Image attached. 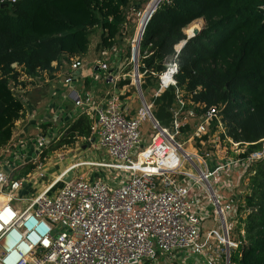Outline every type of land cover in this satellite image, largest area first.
<instances>
[{
    "label": "built area",
    "instance_id": "1",
    "mask_svg": "<svg viewBox=\"0 0 264 264\" xmlns=\"http://www.w3.org/2000/svg\"><path fill=\"white\" fill-rule=\"evenodd\" d=\"M21 1L0 0V6ZM140 46L138 62L132 58V75L107 61L98 60L90 67L95 86L104 83L114 88L105 101L97 102L94 91L86 90L81 82L78 73L86 67L81 58L71 60L61 82L74 111L58 115L57 125L88 116L92 121L88 141L107 159L82 165L117 174L115 183L87 179L78 175L80 167H71L76 176L70 182L62 183L67 170L45 191L31 197L23 209L19 203L26 200L17 193L29 186V180L16 179L14 173L28 164L43 166L39 161L48 148L47 139L53 144L60 136L49 129L35 141L19 138L1 152L6 158L0 168V264H158L160 256L162 264H174L176 258L177 264H198L193 259L222 264L224 247V263L230 264V249L238 245L230 240L229 223L240 216L241 198L232 174L242 171L244 177L254 163L264 160V142L262 150L247 159L212 160L210 165L199 161L197 154L188 152L160 125L153 115L154 105L139 92L147 74L140 70ZM181 49L177 47L176 52ZM178 70L175 57L162 74H153L160 83L156 98L175 88L178 107L171 110V127L179 132L195 120L199 122L195 137L200 138L219 119L221 110L211 107L197 115L194 108L202 106L185 101L177 90ZM39 79L28 81L37 83ZM127 79L142 102L132 117L125 114L121 101L130 86L119 89L121 80ZM145 122L151 123L154 133L150 144L140 150ZM187 162L197 173L191 167L193 174L184 172ZM211 217L218 219L220 228L204 236L203 223Z\"/></svg>",
    "mask_w": 264,
    "mask_h": 264
},
{
    "label": "trees",
    "instance_id": "2",
    "mask_svg": "<svg viewBox=\"0 0 264 264\" xmlns=\"http://www.w3.org/2000/svg\"><path fill=\"white\" fill-rule=\"evenodd\" d=\"M150 1L23 0L15 6H0V151L13 139L16 123L30 103L25 96H16L12 84L25 86L20 82L23 77L38 79L45 72L58 71L54 63L61 66L82 59L89 53L95 29L104 32L98 48L112 50L125 31L128 11L143 14ZM202 19L206 24L201 34L187 41L185 30ZM184 41L187 44L178 54L176 49ZM140 54L141 73L147 72L143 93L158 83L153 74H162L176 57L177 90L184 100L202 106L194 108L199 116L211 107L221 110L211 134L222 127V141L245 147L240 154L243 159L262 150L264 0H163L146 27ZM155 107V118L168 128L173 121L171 110L178 107L176 89L157 98ZM91 124L86 115L68 123L51 151L88 140ZM46 155L42 153L40 160ZM36 168L28 164L17 173L27 176ZM245 177L248 193L238 204V223L244 232L241 244L231 250L230 264H264V160L254 163Z\"/></svg>",
    "mask_w": 264,
    "mask_h": 264
},
{
    "label": "rangeland",
    "instance_id": "3",
    "mask_svg": "<svg viewBox=\"0 0 264 264\" xmlns=\"http://www.w3.org/2000/svg\"><path fill=\"white\" fill-rule=\"evenodd\" d=\"M148 6V4H147ZM147 8V7H146ZM142 12L136 11V10H129L128 11V17H127V23L125 27V31L122 32V34L118 37L116 44L114 45V48L112 50H106L101 48L100 50L98 47H100V44L102 42L103 34L104 32L101 29H95L92 32L91 36V45L89 53L85 56L84 60H92L93 58L91 56L99 55L98 60L100 61H107L112 65L113 67L123 70L125 73L133 74V64H132V53H135V56L138 54L137 50L134 49L137 48L136 42L139 40L140 34L142 30L137 31L139 21L141 19ZM202 28L204 29L205 24L200 21ZM134 50V52H133ZM96 52V53H95ZM135 62H138V56L134 57ZM95 62V61H94ZM97 62V61H96ZM93 63V62H92ZM70 63H66L63 66V70H59L63 73H60V77L64 76L67 68ZM60 68V67H59ZM52 79L56 80V77ZM59 78L57 79V81ZM63 80V79H62ZM62 80L60 82H62ZM56 81V82H57ZM123 82L122 85H129L131 88V94L134 93L135 96L139 95L138 90H134V87H132L131 79L127 80H121ZM55 82V83H56ZM21 83H23L25 86H17L12 84V89L15 92L16 96H19L22 98V96H25L26 99H29L27 95H31V97L34 100H37V89H39L41 86L44 85V83H36L29 82L27 79H21ZM158 86V87H157ZM65 90V88H64ZM160 90V83L154 82V85L149 86L147 90L144 91L145 100L151 104L154 105V111L156 109L155 102H156V93ZM33 91V93H32ZM162 96V95H161ZM30 97V98H31ZM159 98V97H158ZM32 99V100H33ZM137 107L142 106V102L137 97ZM38 101V100H37ZM26 103V101H25ZM27 104V103H26ZM28 105V104H27ZM27 114L24 115V119H27ZM28 119L25 121V123L20 127L15 128V140L19 139L18 133L22 134V131L27 127V135L25 136L27 139H32L35 141L39 135L37 134V129L33 128V126H29ZM199 122L192 120L190 122V125L188 128L190 129H182L179 132H176L174 128L171 127V125L166 128L170 135L174 136L178 142L183 144L184 148L191 153L197 154L199 161L206 160L209 165L211 164L212 160H225V159H237V157L240 156V154L244 153L245 147H240L238 144H234L231 141H222L221 134H222V127H219L217 131H215L213 134L212 132V125L210 126L208 133L204 136H201L200 138L195 137V133L197 131V126ZM68 125V124H67ZM55 127L58 129L59 133H65L66 125H48L43 126L44 130L47 128ZM19 130V131H18ZM142 133H143V142L141 144V149L144 150L151 141L152 135L154 133V130L152 129V125L150 122H145L142 127ZM16 142V141H15ZM48 148L43 151L44 154H47L45 159H42L39 161V163H42L43 166L37 168L31 172L29 175H25L23 173H17L16 171V179H26L29 180V186L24 187L20 192L17 193V197L20 199H25L23 203H19V206L21 208H26L27 204H29V200L31 197L36 196V193L45 191L53 182H55L66 170H68L71 167H74L75 165H80L77 173L78 175H81L87 179H103L108 183H115V177L117 174H110L111 172L105 171L96 167L91 166H83L82 164L87 163H97L101 162L103 160H106L107 157L104 153L95 150L89 142H87L85 139H79L72 147L69 148H63L56 152H52V148L55 146L56 143L50 144L49 139H47ZM11 148V147H10ZM7 148H4L3 150H6ZM6 156V154H4ZM2 157L0 153V168H3V165L1 162L5 160L6 157ZM56 166H55V165ZM58 164V165H57ZM83 166V167H81ZM193 168L188 162L185 163V173L188 171H192ZM61 168V170H59ZM189 169V170H188ZM65 170V171H64ZM193 171L195 173L196 170ZM244 171V170H243ZM10 173V172H8ZM12 173V172H11ZM246 173V172H245ZM244 173V174H245ZM242 171L239 173L237 171L235 174H232V179L238 184V189L236 191L239 196H244L248 193V179L245 177H242ZM15 178V177H14ZM37 190V191H36ZM241 192V194L239 193ZM230 197V196H229ZM218 220V219H217ZM229 222V221H228ZM161 259V256L159 257V261ZM162 262V260H161Z\"/></svg>",
    "mask_w": 264,
    "mask_h": 264
},
{
    "label": "crops",
    "instance_id": "4",
    "mask_svg": "<svg viewBox=\"0 0 264 264\" xmlns=\"http://www.w3.org/2000/svg\"><path fill=\"white\" fill-rule=\"evenodd\" d=\"M137 52H139V51L137 50ZM133 56L135 57V53ZM91 57L93 58V61L91 59L88 61H85L84 60L85 57L82 58V60L85 62L86 67H84L83 70L78 73V75L82 76L80 79L82 80L81 82H83V85L86 88V90H89V91L93 90L94 91L95 100L97 102L105 101V99L108 98V94L112 93L114 91V88L112 89L111 86L105 85L104 83L98 84L97 86H95L93 84V80L91 78L92 70L90 67L96 61H98L99 55H97V53H96L95 55H93ZM53 67L55 69L63 70L64 66L63 65L59 66L57 63H54ZM59 70L54 72L53 74L45 72L40 77V79L37 81V83H42V82L44 83L43 86H41L39 89H37L38 90L37 91L38 92L37 93V95H38L37 100L38 101L34 100L31 97V95H27L30 99V103L27 106V112L25 113V115L27 114L26 117L28 119V122H30L29 126L30 127L33 126V128L38 130L37 131L38 135L41 134L42 131H46V130L51 129L55 133L56 136H60V138H61L65 133L64 134L59 133L58 129L55 127H52V128L48 127L47 129L44 130L43 126L45 127V126L53 125V124L57 125L58 115H61L62 113L65 115L66 113H68L70 111H74V105H73L72 101L70 99H68V95H67V93H69L67 91L68 89L64 90V86L60 82L62 79H64V76H66L67 73L69 72V66H68L67 71H66L64 76L60 77L59 74L63 73V72H61ZM119 71L121 72V70H119ZM52 76H53V78L56 77V80L52 79ZM58 78H59V80L57 81ZM121 82H123V81H121ZM121 82L119 84V89L125 90L123 87H125L126 85L120 86V85H122ZM35 85H37V84H35ZM129 89H130L129 92L126 93L127 95L125 94V96H122L121 101H122V107L124 109L125 114L128 117H132L136 114V112L138 111V109L141 106L140 107L136 106L138 96H135L134 93L131 94V88L129 87ZM135 91H136V89H135ZM32 93H33V91H32ZM31 99H33V101H31ZM27 119L22 118L16 124V127L21 128V126L25 123V121ZM65 125H66L65 130H67L69 125H67V124H65ZM27 132H28V130L26 127L22 131V134L18 133L19 138L25 137L27 135ZM15 137L16 136L14 133L13 139L9 143L8 147L11 146L13 143H15ZM59 170H61V168H59ZM184 170H185V168H184ZM92 180H95V179H92ZM232 223H229L230 228H231L230 240L233 244H235L236 246L237 245L239 246L240 242H241L240 238H241L244 231H242L241 224L238 223V220H237V222L234 221ZM219 228H220L219 221L216 220L215 218L211 217L209 220L204 221L203 226H202V232L205 236L208 233L212 232L214 229H219ZM215 240H213L212 242H215ZM238 246H237V248H238ZM237 248L233 247L232 249H230V253H231V250H235ZM222 249H223V251H222L223 254H221L222 257L220 258V261L222 264H225L226 263L227 249H226V247H224ZM163 259L164 258L161 257L158 264L164 263ZM161 260H162V262H161ZM193 260L195 262H198V264H202L200 262V259H193ZM193 260H191L190 263H193L194 262ZM177 261H178V258H176L174 264H177ZM224 261H225V263H224Z\"/></svg>",
    "mask_w": 264,
    "mask_h": 264
},
{
    "label": "water",
    "instance_id": "5",
    "mask_svg": "<svg viewBox=\"0 0 264 264\" xmlns=\"http://www.w3.org/2000/svg\"><path fill=\"white\" fill-rule=\"evenodd\" d=\"M161 1H162V0H161ZM161 1L158 2V3L156 4L155 8H154L152 11H150V14L147 15L145 25H144V27H142V33H141V36H140V40H139V42H138V45H139V46L141 45L142 38H143V35H144V33H145L146 27H147L149 21L151 20L153 14L157 11V9H158V7H159ZM151 2H152V0L149 2V4H148L147 8L145 9V11L148 9V7L150 6V3H151ZM1 7L3 8L4 6H1ZM198 21H200V20H197V21L194 22V23H196L197 25H195L194 31H193V33H192V36H188V35L184 32L185 35L187 36V41H188V40H191V39H193V38H196L197 36H199V35L201 34L203 28H202L201 25L199 26V23H197ZM202 22H203L204 24H206V21H205L204 19H202ZM194 23H192L191 25H193ZM191 25H190V26H191ZM187 41L181 43V45L178 46V48H183V47L187 44ZM138 90H139V92L142 94V90H141V87H140V86H138ZM90 145H91V143H90ZM75 176H76V172H75L72 168H70V169H68V171H67V176L63 178V182H64V183H68V182H70Z\"/></svg>",
    "mask_w": 264,
    "mask_h": 264
},
{
    "label": "bare ground",
    "instance_id": "6",
    "mask_svg": "<svg viewBox=\"0 0 264 264\" xmlns=\"http://www.w3.org/2000/svg\"><path fill=\"white\" fill-rule=\"evenodd\" d=\"M161 0H152V2L150 3V6L148 7V9L146 10V11H144V13L141 15V19H140V21H139V24H138V28H137V31H140V29L142 30V27H144V25H145V22H146V18H147V15L148 14H150V11H152L154 8H155V6H156V4L158 3V2H160ZM201 21V20H200ZM200 21H198L197 23H199V26L201 25V22ZM195 25H197L196 23H194L193 25H191V26H189L186 30H185V33L188 35V36H192V33H193V31H194V28H195ZM202 26V25H201ZM142 33V32H141ZM140 36H141V34H140ZM139 40H140V37H139ZM139 40L136 42V46H137V48H135V50H138L139 51V45H138V42H139ZM133 52H134V50H133ZM136 56H138L139 57V52H138V54L136 55ZM135 56V57H136ZM134 59V58H133ZM135 61V60H134ZM80 165H75L74 167H79ZM189 170V169H188ZM67 171V170H66ZM188 174H193L192 173V171H188L187 172ZM63 175V174H62ZM61 175V176H62ZM60 176V177H61Z\"/></svg>",
    "mask_w": 264,
    "mask_h": 264
},
{
    "label": "clouds",
    "instance_id": "7",
    "mask_svg": "<svg viewBox=\"0 0 264 264\" xmlns=\"http://www.w3.org/2000/svg\"><path fill=\"white\" fill-rule=\"evenodd\" d=\"M185 42V41H184ZM181 45V44H180ZM135 90V89H134ZM141 90H142V87H141ZM165 93V92H164ZM142 94H143V90H142ZM143 96H144V94H143ZM145 97V96H144ZM153 112H154V109H153ZM154 115V114H153ZM155 117V116H154ZM18 123V122H17ZM16 123V124H17ZM17 128V127H16ZM86 140V139H85ZM15 141H17V140H15ZM87 142H89V143H91V145H92V142H90V141H88V140H86ZM9 145V144H8ZM8 145L6 146V148H8ZM3 151V150H2ZM2 151H0V153L2 152ZM62 183H64L63 181H62Z\"/></svg>",
    "mask_w": 264,
    "mask_h": 264
}]
</instances>
